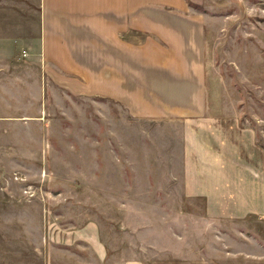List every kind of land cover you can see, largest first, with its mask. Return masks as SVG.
Listing matches in <instances>:
<instances>
[{
  "label": "rangeland",
  "instance_id": "374dc122",
  "mask_svg": "<svg viewBox=\"0 0 264 264\" xmlns=\"http://www.w3.org/2000/svg\"><path fill=\"white\" fill-rule=\"evenodd\" d=\"M201 9L205 138L238 146L261 184L232 195L258 189L263 203L228 216L214 200L212 216L206 196L189 194L186 121L199 116L140 117L52 83L39 101L27 72L2 75L0 264H264V0ZM92 222L106 255L77 233Z\"/></svg>",
  "mask_w": 264,
  "mask_h": 264
},
{
  "label": "crops",
  "instance_id": "0c3cea01",
  "mask_svg": "<svg viewBox=\"0 0 264 264\" xmlns=\"http://www.w3.org/2000/svg\"><path fill=\"white\" fill-rule=\"evenodd\" d=\"M12 1L14 6L0 0V76L17 80L27 72L39 85V101L52 83L69 95L121 100L140 117L199 116L186 121L189 194L206 196L212 216L218 215L214 200L228 216L263 203L258 189L248 197L232 195L236 186L261 184L238 146L216 134L205 138L211 129L200 118L206 111V0ZM98 228L92 222L77 233L106 255Z\"/></svg>",
  "mask_w": 264,
  "mask_h": 264
}]
</instances>
